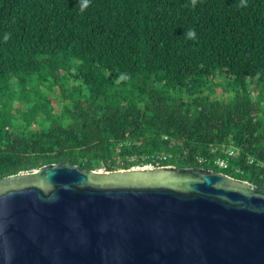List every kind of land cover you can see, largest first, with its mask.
<instances>
[{
	"label": "trees",
	"instance_id": "trees-1",
	"mask_svg": "<svg viewBox=\"0 0 264 264\" xmlns=\"http://www.w3.org/2000/svg\"><path fill=\"white\" fill-rule=\"evenodd\" d=\"M238 5L91 0L82 12L79 0H0V178L168 154L157 166L264 186V0ZM224 148L235 156L218 169Z\"/></svg>",
	"mask_w": 264,
	"mask_h": 264
},
{
	"label": "water",
	"instance_id": "water-1",
	"mask_svg": "<svg viewBox=\"0 0 264 264\" xmlns=\"http://www.w3.org/2000/svg\"><path fill=\"white\" fill-rule=\"evenodd\" d=\"M0 264H264V186L201 167L0 178Z\"/></svg>",
	"mask_w": 264,
	"mask_h": 264
},
{
	"label": "built area",
	"instance_id": "built-area-1",
	"mask_svg": "<svg viewBox=\"0 0 264 264\" xmlns=\"http://www.w3.org/2000/svg\"><path fill=\"white\" fill-rule=\"evenodd\" d=\"M211 150H213V149H211ZM221 153H222V155H218V156L214 157L211 160V163L213 165H216L217 167H219L221 169H225L228 166V160L231 159V158H233L235 156V152L232 149H230V148H224L221 151ZM157 156H159L160 158H163L164 157V155H156L154 160H156ZM195 158H196V160L198 162H202V161L205 160V158H203L202 156H199V155L195 156ZM248 161L251 162L252 159H249ZM157 162L158 161H155L154 165L148 163V164H145L143 166H148V165L157 166ZM234 170L236 172H240V170L237 167H234Z\"/></svg>",
	"mask_w": 264,
	"mask_h": 264
},
{
	"label": "clouds",
	"instance_id": "clouds-1",
	"mask_svg": "<svg viewBox=\"0 0 264 264\" xmlns=\"http://www.w3.org/2000/svg\"><path fill=\"white\" fill-rule=\"evenodd\" d=\"M197 3V0H191V5L194 7ZM91 4V0H79V8L83 12L86 10ZM247 5V0H239V5L238 6H246ZM186 37L189 39H196L195 35V30L194 29H189L188 32L186 33ZM8 36H5V39H7Z\"/></svg>",
	"mask_w": 264,
	"mask_h": 264
},
{
	"label": "rangeland",
	"instance_id": "rangeland-1",
	"mask_svg": "<svg viewBox=\"0 0 264 264\" xmlns=\"http://www.w3.org/2000/svg\"><path fill=\"white\" fill-rule=\"evenodd\" d=\"M42 89H43V87H42ZM54 91H56V90H54ZM47 99L50 100V101H52L53 103H54V101H57V98H56L54 92H48ZM166 157H168V154H164V157L163 158H160L159 156H157L156 161L161 160V159H164ZM151 161H153V160L151 159ZM148 166H151V165H148ZM218 169H220V168L218 167ZM101 170H103V169H101Z\"/></svg>",
	"mask_w": 264,
	"mask_h": 264
}]
</instances>
